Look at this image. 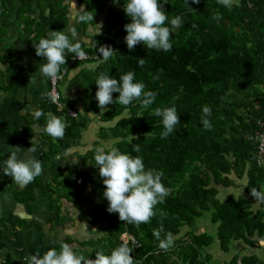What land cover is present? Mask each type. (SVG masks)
<instances>
[{"label": "trees", "instance_id": "trees-1", "mask_svg": "<svg viewBox=\"0 0 264 264\" xmlns=\"http://www.w3.org/2000/svg\"><path fill=\"white\" fill-rule=\"evenodd\" d=\"M65 1L53 0L51 14L56 11L65 14ZM79 2L85 5L84 27L94 25L96 15L111 4L101 33L94 37L95 47L82 48L95 58L83 63L97 64L94 71L83 75L94 111L100 114L95 80L101 73L119 79L122 73L134 71L146 90L157 93L155 103L147 109L138 101L129 106L108 105L100 120L105 123L118 120L113 127L99 130V141L84 156L89 170L70 171L65 180H54L55 188L51 190L54 195L73 200L81 182L89 184L96 194V200H88L90 211L82 214V220L92 226L105 224L104 234L97 240L82 242V254L89 258L95 257L94 250L108 254L123 242L122 235L128 234L139 243L134 248L128 242L133 247L131 255L135 264H208L204 250L214 241L212 236L187 233L182 239L175 238L183 227L192 228L209 210H212L211 222L217 225L221 250L226 251L232 239L247 240L256 234L264 239V200L253 212L250 202L242 198L228 197L220 202L216 188L235 186L229 178L232 174L238 180L247 178L244 191L250 198L264 185V166L253 163L255 150L248 138L256 120L264 122V0H238L232 2L230 9L218 0H199V3L168 0L163 7L169 18L181 16L184 21L172 34L169 52L148 49L142 44L133 50L127 48L124 25L129 18L123 12V0L117 4L112 0ZM33 3L34 0H0V10L5 17L16 16L18 23L39 41L47 24L38 23L28 15ZM216 15L222 17L219 22L213 19ZM3 29L0 26V34ZM100 45L114 49L112 57L105 62L97 57ZM72 57L70 54L67 65ZM141 58L145 61L143 66L139 64ZM65 68L68 70V66ZM116 96L118 93H113ZM46 101L51 113L61 117L63 113L56 110L48 95ZM170 106L177 108L181 123L175 133L162 139L163 126L153 112L156 107ZM204 106L211 108V130L201 123ZM68 123V137H78L80 129L86 127L72 118ZM100 141H112L111 147L141 156L146 168L163 171L162 182L169 189V195L154 207L155 215L149 223L128 224L118 214L106 211L104 185L91 164L95 163L94 150ZM134 145L140 146L139 153L133 150ZM43 186L41 176L36 177L19 193L20 201H32L35 189ZM161 226V236L171 233L174 239L167 251L158 247L159 242L153 235ZM11 263L8 258L4 264Z\"/></svg>", "mask_w": 264, "mask_h": 264}, {"label": "crops", "instance_id": "crops-1", "mask_svg": "<svg viewBox=\"0 0 264 264\" xmlns=\"http://www.w3.org/2000/svg\"><path fill=\"white\" fill-rule=\"evenodd\" d=\"M64 5L65 14L56 11L52 15L53 0H34L28 15L38 23L47 24L40 38L48 30H62L72 39L74 31L73 42H79L82 48L95 47L94 37L101 33L111 4L96 15L94 25L86 27L79 19L83 16L85 5L80 4L79 0H66ZM0 26L4 28L0 34V161L6 159L14 147L25 150L30 146L36 148L33 155L43 163L40 176L44 184L35 189L32 201L22 202L19 193L25 186L20 187L11 177L0 173V264H4L8 258L11 264H31L34 255L43 256L49 248H59L65 242L73 245L77 254H82V242L97 240L104 234L105 224L92 226L82 220V214L90 211L88 200H96V194L89 184L82 182L76 188L77 195L73 200L54 195L51 190L55 188L54 180H65L70 171L82 173L89 170V163L84 156L99 141V130L113 127L118 119L102 122L100 114L105 110L100 109V114L96 113L88 99L83 75L94 71L97 64L79 62L67 65L69 53L66 65L61 66V70L68 66L67 74L58 89L62 102L77 112L75 120L81 121L86 127L80 129L78 137L66 136L65 129L62 139L51 138L37 131L36 126L42 127L47 114L51 113L46 101L50 79L42 78L39 73L41 65L45 63L44 58L36 56L34 44L38 41L34 40L33 33L18 23L16 16L5 17L0 10ZM36 110L44 113L39 121L33 118ZM61 114L60 118L68 126L71 118H67L66 112ZM108 143H111L110 146L106 145ZM112 144V141H100L99 147L107 150ZM229 178L236 185L228 188L217 186V199L223 202L228 197L236 200L242 198L250 202V210L256 212L264 200V185L254 198H250L244 191L246 177L238 180L232 174ZM187 233L206 234L214 238L204 250L208 264H264V239L257 234L247 240L232 239L224 251L217 239V225L214 233L208 234L198 227L196 221L189 230L183 227L175 239H182ZM246 259H251V262H246Z\"/></svg>", "mask_w": 264, "mask_h": 264}, {"label": "clouds", "instance_id": "clouds-1", "mask_svg": "<svg viewBox=\"0 0 264 264\" xmlns=\"http://www.w3.org/2000/svg\"><path fill=\"white\" fill-rule=\"evenodd\" d=\"M112 2L117 4L120 0H112ZM166 2L168 0H123V12L129 18V22L124 25L126 33L124 41L129 50H133L137 44L157 51L172 50V34L183 25L184 21L181 16L169 18L163 7ZM192 2L199 3V0ZM218 2L229 9L233 6L232 0H218ZM221 18L220 15L213 17L217 22ZM79 19L83 21L85 17L80 16ZM72 36L73 38L70 39L66 31L48 30L46 35L34 44L36 56L43 57L45 61L39 69L42 78H59L61 66L66 65V57L69 53L78 59L85 56L81 44L73 42L74 31ZM113 50L111 46L100 45L97 57H102L101 62H105L112 57ZM144 63V59L141 58L139 64L143 66ZM95 85L97 106L105 111L110 104L119 103L129 106L134 101H138L147 109L155 103L157 95L154 91L146 90V85L136 79L134 71L122 73L119 79L101 73L96 78ZM113 93H118V96L114 98ZM43 115L41 110L33 112L36 121H39ZM153 115L161 120L162 139L175 133L177 125L181 123L175 106L156 107ZM210 116L211 108L204 106L201 123L207 130L212 128ZM66 127L64 120L48 113L44 125L42 127L37 125L36 130L51 138L62 139ZM34 139L35 136L31 143ZM133 150L139 153L140 146L134 145ZM35 152L36 148L31 146L26 150L14 147L7 158L0 161V173L11 177L20 187L27 186L43 172V163L33 155ZM93 159L95 163L91 164L97 169L104 185L102 195L107 201L106 211L110 214H118V218L128 224L149 223L155 215L154 207L169 195V189L162 182L163 171L146 168L141 156L121 152L116 147L107 150L104 147L95 148ZM162 232L163 226L154 230L153 235L159 242L158 247L167 251L173 246L174 239L171 233L162 237ZM93 252H95L94 258L77 254L73 250V245L65 242L61 243L59 248H49L43 256L34 255L31 264H135L131 255L133 247H130L126 241L108 254L103 250Z\"/></svg>", "mask_w": 264, "mask_h": 264}, {"label": "built area", "instance_id": "built-area-1", "mask_svg": "<svg viewBox=\"0 0 264 264\" xmlns=\"http://www.w3.org/2000/svg\"><path fill=\"white\" fill-rule=\"evenodd\" d=\"M93 59L95 58L85 52V56L79 59L72 57L70 63L74 61L83 62ZM66 73H67V69L64 68L61 70V74L59 78L49 80L48 96L50 97L52 104L55 106L58 112H66L68 118L75 119L78 116L77 112L75 110L68 108L62 102L61 94L58 89L59 83L63 80ZM248 138L254 145L255 152L252 157L253 163H255L258 167L264 166V122L263 121L256 120L255 127L250 133ZM121 240L123 242L126 241L127 243L131 242L134 248L139 245V243L132 236L128 234H123Z\"/></svg>", "mask_w": 264, "mask_h": 264}, {"label": "rangeland", "instance_id": "rangeland-1", "mask_svg": "<svg viewBox=\"0 0 264 264\" xmlns=\"http://www.w3.org/2000/svg\"><path fill=\"white\" fill-rule=\"evenodd\" d=\"M238 0H232V2H237ZM60 88V86H59ZM109 144L111 143H108L106 145L110 146ZM223 189V188H222ZM210 216H211V210L210 211H206L203 213V216L200 217L199 219H197V225L198 227L204 232V233H208V234H211V233H214V231L216 230V225H214L212 222H211V219H210ZM190 228L188 226H185L184 227V230H189Z\"/></svg>", "mask_w": 264, "mask_h": 264}]
</instances>
